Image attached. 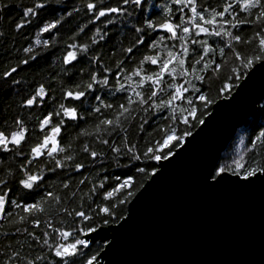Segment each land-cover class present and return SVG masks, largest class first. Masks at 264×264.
<instances>
[{
	"label": "snow or ice",
	"instance_id": "obj_1",
	"mask_svg": "<svg viewBox=\"0 0 264 264\" xmlns=\"http://www.w3.org/2000/svg\"><path fill=\"white\" fill-rule=\"evenodd\" d=\"M60 4L0 0V264H110L136 197L264 73V0H165L156 20L143 0ZM203 180L264 181V121Z\"/></svg>",
	"mask_w": 264,
	"mask_h": 264
},
{
	"label": "water",
	"instance_id": "obj_2",
	"mask_svg": "<svg viewBox=\"0 0 264 264\" xmlns=\"http://www.w3.org/2000/svg\"><path fill=\"white\" fill-rule=\"evenodd\" d=\"M260 93L264 73L142 190L118 232L110 264H264V181L241 187L203 180L206 161L220 156L253 116L249 106Z\"/></svg>",
	"mask_w": 264,
	"mask_h": 264
},
{
	"label": "trees",
	"instance_id": "obj_3",
	"mask_svg": "<svg viewBox=\"0 0 264 264\" xmlns=\"http://www.w3.org/2000/svg\"><path fill=\"white\" fill-rule=\"evenodd\" d=\"M29 0H24V3H28ZM74 2V0L71 1H66V0H61V4L60 5H54V7L57 8V11L55 13H53V15H60V8L67 3L68 6L70 7L72 5V3ZM165 0H143V7L142 9H138L133 15L135 17L136 20H143L145 18H149V19H159L160 17H162L163 13H162V6L164 5ZM8 12L12 15L15 16V12L9 8ZM7 23V15L5 16V25ZM67 26H65V28H62L61 34H62V39H63V33L65 32ZM113 32L114 33H119L125 40V43L127 44L128 40L130 39V33L128 30L127 25H118L116 27H113ZM25 35H28L30 32H32L31 29H25ZM34 35V33H32ZM43 38H47V36L45 35ZM6 41H0V44H5ZM24 43V41H21L19 38L17 39V44H22ZM111 46V42H109L108 45H104L105 49L110 48ZM3 48L0 47V53L3 52ZM55 54H59L56 53L55 50H52ZM140 51H143V49H140ZM49 59H51V57H49ZM4 60L3 56H0V62H2ZM43 61H40V64L43 65ZM33 68L35 69V65L33 66ZM22 75H24L22 73ZM8 96H10L9 94H5L4 91H0V102H6L8 100ZM264 121V117H261L259 114L253 115L251 117L248 118V120L245 122V124L243 126H241L240 128H238L233 136V138L231 139V141L227 144L225 150L221 153L220 156L225 155V153L227 154H233L236 149L238 147L243 148L247 142H248V137L249 135L252 133L253 131V122H261ZM241 141H243V144L241 143ZM109 174L110 175H119L121 170L120 169H109Z\"/></svg>",
	"mask_w": 264,
	"mask_h": 264
}]
</instances>
